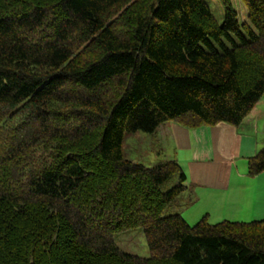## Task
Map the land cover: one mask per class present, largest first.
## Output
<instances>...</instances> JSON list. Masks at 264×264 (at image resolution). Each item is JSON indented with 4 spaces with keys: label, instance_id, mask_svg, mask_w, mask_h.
<instances>
[{
    "label": "trees",
    "instance_id": "1",
    "mask_svg": "<svg viewBox=\"0 0 264 264\" xmlns=\"http://www.w3.org/2000/svg\"><path fill=\"white\" fill-rule=\"evenodd\" d=\"M0 0V264H264V218L188 223L174 158H127L165 121L238 124L264 90V0ZM264 171V146L246 172ZM175 181L167 184L171 176ZM139 226L149 254L120 249Z\"/></svg>",
    "mask_w": 264,
    "mask_h": 264
},
{
    "label": "crops",
    "instance_id": "2",
    "mask_svg": "<svg viewBox=\"0 0 264 264\" xmlns=\"http://www.w3.org/2000/svg\"><path fill=\"white\" fill-rule=\"evenodd\" d=\"M257 103L236 125L218 121L186 127L171 121L172 135L178 145L195 150L185 163L187 171L177 161L185 179L206 186L197 196V199L203 198L198 213L209 216L212 211L218 212L212 207L237 205L238 214L253 219L264 218V171L250 175L245 165L238 168L233 159L234 156L246 158L260 145L264 146V109ZM258 133L261 137L252 139V135Z\"/></svg>",
    "mask_w": 264,
    "mask_h": 264
},
{
    "label": "rangeland",
    "instance_id": "3",
    "mask_svg": "<svg viewBox=\"0 0 264 264\" xmlns=\"http://www.w3.org/2000/svg\"><path fill=\"white\" fill-rule=\"evenodd\" d=\"M204 1L207 3L215 20L220 23L223 16L222 1ZM230 2L236 11L238 22L246 21L245 4L241 0H230ZM257 102L258 107L264 109V90ZM171 121L173 120H165L161 122L152 132L136 130L125 134L123 138V146L126 157L134 161L142 162L146 165L153 164L161 159L174 158L176 161H179V165L187 171L185 163L190 158L191 153L195 150L192 151L191 147H182L178 145L172 135V130L170 128ZM260 137V133L252 135V139H259ZM260 146L258 148H260ZM233 159L236 160L238 168H242L243 165L246 166V158L234 156ZM175 178L176 175L171 176V178L168 179L167 184L173 183ZM184 183L186 184L185 189L176 195L174 199L164 207L163 213L176 211L179 212L188 223H193L202 215L198 212H200V208L203 206V198L197 199V196L202 194L201 192L206 186H198L189 180V178H186ZM210 207H212V204ZM236 208L237 205L220 206L216 208L212 207V210L218 212L214 213L212 211L209 216L207 215V221L216 222L223 218L240 221L253 219L238 214ZM222 213L223 215H221ZM112 238L115 244L124 251L139 256H147L149 254L143 232L139 226L114 231L112 233Z\"/></svg>",
    "mask_w": 264,
    "mask_h": 264
}]
</instances>
